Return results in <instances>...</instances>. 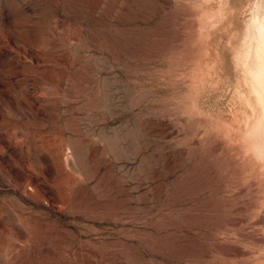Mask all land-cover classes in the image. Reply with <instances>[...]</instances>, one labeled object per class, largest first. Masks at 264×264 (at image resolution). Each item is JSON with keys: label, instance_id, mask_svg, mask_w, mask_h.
<instances>
[{"label": "rangeland", "instance_id": "1", "mask_svg": "<svg viewBox=\"0 0 264 264\" xmlns=\"http://www.w3.org/2000/svg\"><path fill=\"white\" fill-rule=\"evenodd\" d=\"M258 11L0 0V264H264Z\"/></svg>", "mask_w": 264, "mask_h": 264}, {"label": "bare ground", "instance_id": "2", "mask_svg": "<svg viewBox=\"0 0 264 264\" xmlns=\"http://www.w3.org/2000/svg\"><path fill=\"white\" fill-rule=\"evenodd\" d=\"M242 64H245V77L257 107V116L249 133L247 132V138L255 156H262L264 155V11H258L252 20L247 33Z\"/></svg>", "mask_w": 264, "mask_h": 264}]
</instances>
